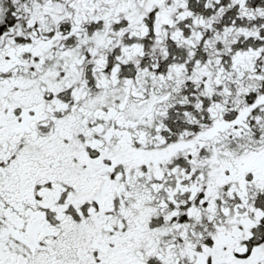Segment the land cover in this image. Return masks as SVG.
Instances as JSON below:
<instances>
[{
	"label": "snow or ice",
	"instance_id": "obj_1",
	"mask_svg": "<svg viewBox=\"0 0 264 264\" xmlns=\"http://www.w3.org/2000/svg\"><path fill=\"white\" fill-rule=\"evenodd\" d=\"M0 264H264V0H0Z\"/></svg>",
	"mask_w": 264,
	"mask_h": 264
}]
</instances>
